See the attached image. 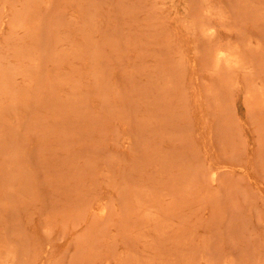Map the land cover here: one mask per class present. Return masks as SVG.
<instances>
[{
  "label": "rangeland",
  "instance_id": "rangeland-1",
  "mask_svg": "<svg viewBox=\"0 0 264 264\" xmlns=\"http://www.w3.org/2000/svg\"><path fill=\"white\" fill-rule=\"evenodd\" d=\"M0 264H264V0H0Z\"/></svg>",
  "mask_w": 264,
  "mask_h": 264
}]
</instances>
